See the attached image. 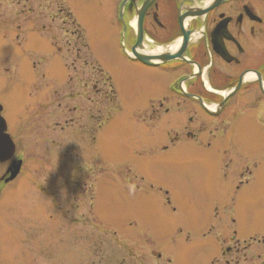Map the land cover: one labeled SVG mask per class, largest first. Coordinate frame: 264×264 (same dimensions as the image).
<instances>
[{
  "label": "rangeland",
  "instance_id": "374dc122",
  "mask_svg": "<svg viewBox=\"0 0 264 264\" xmlns=\"http://www.w3.org/2000/svg\"><path fill=\"white\" fill-rule=\"evenodd\" d=\"M97 2L71 1L67 7L84 34L90 59L109 76L104 90L111 86L116 93L114 98L103 97L101 116L95 104L89 105L77 95L71 99L73 109L94 107L90 116L95 127L101 125V131L95 144H73L82 156H73L72 146L66 148L59 142L54 148L56 264H211L220 256L219 247L228 244L229 228L240 242L264 240V176L253 186L235 190L231 175L224 178L217 173L213 151L184 142L162 151L161 145L137 140L145 133L132 117L133 101L127 94L136 70L123 61L112 40L114 28L108 23V11ZM37 5V0H0V103L11 127L35 122L38 102L50 100L52 90L69 91L71 52L59 50L67 37L54 18V4L41 0L40 8ZM77 89H82L81 82ZM141 96L138 100L144 105L146 98ZM45 106L47 114L52 112ZM71 117L77 125L85 120L73 113ZM41 153L42 145L29 160L27 173L39 167L50 170L48 158L43 159ZM85 164L87 179L80 169ZM27 177L24 197L7 208L8 224L5 219L0 222V264H42L34 259L40 243L5 234L14 235L15 230L25 229L24 222L33 221L31 214L39 196ZM74 182L82 185L78 192L72 187ZM70 192L82 195L81 200L80 195L76 199L78 210H72L76 218L85 214L86 226L77 224L74 229L87 235V247L71 243L74 232L65 227L64 214L73 217L69 211L75 201H69ZM43 200L39 202L44 208ZM248 254L243 264H257L255 243Z\"/></svg>",
  "mask_w": 264,
  "mask_h": 264
},
{
  "label": "flooded vegetation",
  "instance_id": "af4514ba",
  "mask_svg": "<svg viewBox=\"0 0 264 264\" xmlns=\"http://www.w3.org/2000/svg\"><path fill=\"white\" fill-rule=\"evenodd\" d=\"M40 1L37 0V8ZM46 1L54 4V18L67 37L59 50L71 52L73 70L67 82L69 91L52 90L46 104L38 102L33 113L38 115L37 122H21L11 127L4 118L13 148L7 159L0 162V207L4 208L0 210V222L5 219L8 224V206L24 197L27 175L39 196L31 214L33 221L24 222L25 229L15 230L14 235L5 233L17 240L40 243L35 261L56 264L54 148L59 142L66 148L72 146L73 156H82L73 144H95L101 131V125L95 127L94 118L90 116L94 107L81 105L73 109L71 99L77 95L89 105L95 104L101 116L103 97L109 94L114 98L116 93L111 86L104 90L109 76L90 59L84 34L67 7L71 1H98L97 4L108 11V23L114 28L113 43L121 51L123 61L136 70L127 94L133 101L132 117L145 133L137 136L139 142L161 145L162 151L181 142L213 151L217 157V173L224 178L231 175L236 182L235 190L244 185L253 186L255 180L264 176V0ZM78 66L81 69H77ZM80 82L82 89L78 90ZM141 95L146 98L144 105L138 100ZM45 105L52 112L47 114ZM2 110L4 112L3 106ZM72 113L85 120L77 125ZM40 145L41 156L48 158L50 170L39 167L27 173L29 160ZM85 166L80 169L87 179ZM79 178L83 181L81 176ZM81 186L80 182L72 184L76 192ZM70 195L69 201H75L70 203L69 212L73 217L67 218L64 214L65 227L68 232H74L70 234L71 243L87 247V235L74 229L77 224L86 226L85 214L76 218L72 210H78L76 199L80 195L81 200L82 195L75 192ZM43 198L44 208L39 202ZM47 213V218H43ZM229 230L228 244L219 247L220 256L211 264H243L248 261L249 247L254 243L257 264H264L263 239L240 242L236 233ZM87 258L88 252L84 254L83 263ZM250 259L253 261L254 256Z\"/></svg>",
  "mask_w": 264,
  "mask_h": 264
},
{
  "label": "water",
  "instance_id": "95a60500",
  "mask_svg": "<svg viewBox=\"0 0 264 264\" xmlns=\"http://www.w3.org/2000/svg\"><path fill=\"white\" fill-rule=\"evenodd\" d=\"M0 111H1V108H0ZM4 122L3 120L1 119L0 117V145L2 144V141H3V130H4Z\"/></svg>",
  "mask_w": 264,
  "mask_h": 264
}]
</instances>
